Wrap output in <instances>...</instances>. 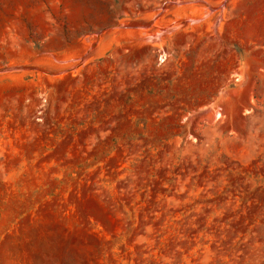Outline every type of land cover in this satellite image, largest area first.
<instances>
[{
    "label": "rangeland",
    "instance_id": "obj_1",
    "mask_svg": "<svg viewBox=\"0 0 264 264\" xmlns=\"http://www.w3.org/2000/svg\"><path fill=\"white\" fill-rule=\"evenodd\" d=\"M0 264H264V0H0Z\"/></svg>",
    "mask_w": 264,
    "mask_h": 264
}]
</instances>
